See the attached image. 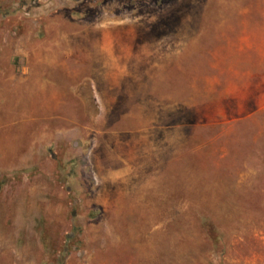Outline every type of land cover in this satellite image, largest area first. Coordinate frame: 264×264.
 <instances>
[{
    "label": "rangeland",
    "instance_id": "obj_1",
    "mask_svg": "<svg viewBox=\"0 0 264 264\" xmlns=\"http://www.w3.org/2000/svg\"><path fill=\"white\" fill-rule=\"evenodd\" d=\"M0 264H264V0H0Z\"/></svg>",
    "mask_w": 264,
    "mask_h": 264
}]
</instances>
